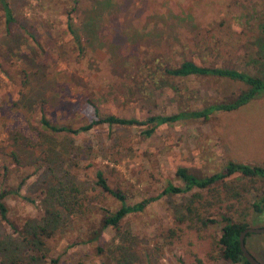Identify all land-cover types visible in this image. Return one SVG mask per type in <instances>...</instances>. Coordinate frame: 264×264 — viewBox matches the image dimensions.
<instances>
[{"label":"rangeland","instance_id":"374dc122","mask_svg":"<svg viewBox=\"0 0 264 264\" xmlns=\"http://www.w3.org/2000/svg\"><path fill=\"white\" fill-rule=\"evenodd\" d=\"M9 2L18 24L8 34L0 13V193L8 192L3 200L7 221L0 218V264L34 253L12 247L18 237L13 229L43 222L42 207L21 196L44 201L53 174L60 177L68 171L69 179L82 183L90 198L100 197L103 206L116 209L118 203L95 189L98 170L111 187L124 190L136 203L160 195L168 184L182 187L178 168L203 178L223 170L228 161L264 167V93L208 120L162 126L148 138L137 127L107 126L78 135L48 133V141L39 138L41 102L48 119L77 128L92 119L88 107L81 108L86 97L98 99L104 114L141 119L199 109L242 87L166 78L167 86L157 88L160 72L153 77L140 72L147 62L162 68L193 60L264 78V0H78L70 18L82 35V51L67 27L70 0ZM46 150L52 152L48 158L42 153ZM236 187L239 193L243 187L247 191L231 202H221L225 194L220 185L214 186L215 192L200 193L199 202L193 200L196 189L163 195L144 212L127 216L119 234L106 229L97 243L81 241L87 239L86 219L60 224L46 240V257L35 264H230L221 259L216 244L221 215L248 228H264V218L255 219L252 208L258 191L264 192V179L237 178ZM189 203L205 225L187 213ZM246 244L264 264V234H251ZM6 245L10 248L3 251ZM97 246L108 261L96 253ZM119 247L127 249L125 257L119 258Z\"/></svg>","mask_w":264,"mask_h":264},{"label":"trees","instance_id":"16d2710c","mask_svg":"<svg viewBox=\"0 0 264 264\" xmlns=\"http://www.w3.org/2000/svg\"><path fill=\"white\" fill-rule=\"evenodd\" d=\"M70 1L71 8L67 9V27L79 50L82 51L84 46L82 35L73 29V24L70 18L71 13H74L78 10V0ZM0 13L4 20L6 32L10 34L12 28L18 24V22L9 0H0ZM260 31L262 34H264V21L260 25ZM262 60L264 61V55L262 56ZM144 71L146 74H148V77H153L157 71L161 73V77L163 79L158 80L159 84L157 88L167 86L168 81L166 78H195L213 80L220 83H239L242 85V87L237 92L227 96L225 95L220 98H214V100H211L212 102L206 103L199 109H180L178 112L167 115L148 114L141 119L125 118L112 113L104 114L100 111L98 99L86 97V99L82 100L81 102V108L85 109L88 107L92 114V119L87 124L80 125L77 128H73L71 124L61 125L58 121L48 119L43 107L44 104L41 102L39 109L41 116L40 126L42 129L40 130L39 138L43 139V141H48L50 139L49 137H51L48 133L78 135L80 133H86L100 126H107L109 128L137 127L142 130L141 134L145 138H148L155 134L162 126L173 125L175 123L190 120H208L215 113L237 110L250 100L264 93V78L251 75L248 72L236 69L234 67H208L204 66L203 64H198L193 60H183L178 66H163L162 68L161 66H154L153 63L147 62L142 68H140V72L144 73ZM68 105H66V107L70 110L72 109V114L77 115L78 113L73 109V107ZM22 108L24 107L22 106ZM68 116L70 118L72 115ZM43 133L47 135H44ZM42 153L48 158L52 152L50 150H46L42 151ZM13 157L15 156L13 155ZM60 159L61 157L57 160L59 164L62 163ZM66 161L69 163L70 167L72 159L66 158ZM71 167H73V165ZM176 175L184 183L182 187L168 184L160 195L142 199L140 202L133 203L132 199L124 190L118 187H111L104 177L103 172L98 170L95 174V189L98 190L99 194L106 196V198L109 197L112 199V201L118 203V208L112 209L110 207L103 206L100 202H98L100 197L90 198L91 196L86 194V190L84 189L82 183L76 181L73 182L69 179L68 171L60 177L53 174L52 176L54 177L49 178L48 183L50 185H48L45 190L44 201L40 200L37 203L35 200H32L27 196H21L23 199L28 200L32 204L40 205V207H42V209L46 212V215L43 218V222L37 224L26 222L21 228H14L12 226L14 228V232L18 236L16 238L17 243L13 244L12 247L16 251H21L22 248L26 249L27 247L34 253L28 257H24L22 260L11 262L13 264H35L40 262V260L46 257V240L51 238L54 233H56V229L60 226V224L65 225V223L69 221L78 222L80 220L86 219L90 222L89 230L86 234L87 239L81 240L82 242H99L104 231L108 228L113 229L117 232V234H119V227L127 216H133L135 214L144 212L149 204L158 200L163 195L173 196L188 194L189 192L196 189L199 191V193L194 195L195 198L197 197V200H193L199 202L202 199V195L200 193L204 191L215 192L214 186L220 185L223 188V192L225 194L224 198L221 199V202L224 200L226 202H231L233 200L237 201V199H241L243 197V193L247 191L244 187L241 189V193L237 191V178L264 179V167L228 161L223 170L214 173L211 176H206L203 178L196 177L195 175L190 174L186 168H178ZM233 180H236L235 183H233ZM25 183V178L18 183L15 190L17 195H19L20 190L24 187ZM7 194L8 192L0 193V218L5 222L7 221L8 210L3 200ZM257 194L258 199L252 203L255 219L260 217L264 218V192L258 191ZM95 201H97V203L95 206H93L92 203ZM91 210H94L95 214ZM186 210L187 213L193 216L196 221L204 223V220L199 217L196 209L192 207L190 203ZM221 216L223 226L221 229V235L216 242L217 246L219 247V256L221 259L229 262L230 264H249L242 256L239 246V235L242 231L248 228L247 224L243 221H236L233 219V217L227 215ZM180 221H185V219L182 218ZM209 222H211V220H209ZM250 235L251 234H248L245 237L246 248V239ZM9 248L10 246L6 245L4 246L3 251L9 250ZM117 249L116 250L119 253V258L125 257L128 254V251L125 247H119ZM96 253L102 255L105 252L101 246H97ZM103 257L106 261H108L106 254H104ZM55 263H57L56 260L53 261V264Z\"/></svg>","mask_w":264,"mask_h":264},{"label":"water","instance_id":"95a60500","mask_svg":"<svg viewBox=\"0 0 264 264\" xmlns=\"http://www.w3.org/2000/svg\"><path fill=\"white\" fill-rule=\"evenodd\" d=\"M248 234H257V235H263L264 234V228H246L244 231H242L239 235V246L241 250L242 256L245 258V260L249 264H261L259 261H257L247 250L245 246V237Z\"/></svg>","mask_w":264,"mask_h":264}]
</instances>
